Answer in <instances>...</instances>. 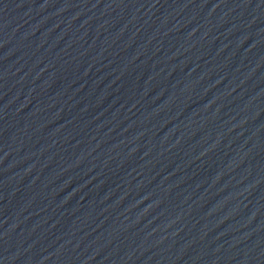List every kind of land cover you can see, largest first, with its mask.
<instances>
[{
	"label": "water",
	"instance_id": "obj_1",
	"mask_svg": "<svg viewBox=\"0 0 264 264\" xmlns=\"http://www.w3.org/2000/svg\"><path fill=\"white\" fill-rule=\"evenodd\" d=\"M0 264H264V0H218L33 171Z\"/></svg>",
	"mask_w": 264,
	"mask_h": 264
}]
</instances>
